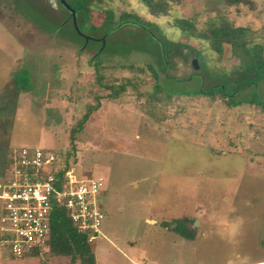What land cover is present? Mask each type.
Here are the masks:
<instances>
[{
	"label": "rangeland",
	"instance_id": "1",
	"mask_svg": "<svg viewBox=\"0 0 264 264\" xmlns=\"http://www.w3.org/2000/svg\"><path fill=\"white\" fill-rule=\"evenodd\" d=\"M58 1L53 9L55 0H0V101L17 70L27 71L30 86L15 98L12 111L6 107L0 114V195L10 171L3 162L7 151L36 147L55 155L56 168L66 164L76 176L102 179L103 220L90 245L95 264H264V108L228 107L218 100L210 105L207 97L193 95L249 62L243 50L227 43L215 52L200 37L209 29L222 23L245 28V49L260 44L264 56V0L238 6L175 0L158 18L139 0L101 4L115 19L135 13L171 42L191 48H172L167 61L157 43L127 23L85 33L103 39L87 41L78 17L66 22ZM176 22L192 28L182 32ZM148 31L163 43L154 28ZM96 73L102 85L94 82ZM104 83L115 87L106 90ZM155 85L160 100L147 113ZM108 92L113 97L103 98ZM257 96L264 102V77L231 98ZM191 174L195 220L186 228L185 220L146 224L145 200L159 178ZM44 263L69 259L25 254L14 260L0 242V264Z\"/></svg>",
	"mask_w": 264,
	"mask_h": 264
},
{
	"label": "trees",
	"instance_id": "2",
	"mask_svg": "<svg viewBox=\"0 0 264 264\" xmlns=\"http://www.w3.org/2000/svg\"><path fill=\"white\" fill-rule=\"evenodd\" d=\"M139 1L146 7L147 12L151 17L158 18L167 14L169 2H174L175 0ZM219 1L225 6L251 4L250 0ZM104 2L105 0H66V5L74 12V15L78 17V21L76 20L77 27L85 30H81V34L86 35L88 33L95 32L105 25L114 27L116 25L118 26L120 24L127 23L132 25L136 29L138 28L139 30L145 32L146 37L149 38V40L151 39L152 42L157 43V53L159 54L160 52L162 58L166 59L165 61H167V58L169 57V54L174 47H185L187 49H191L186 45L180 44L179 42H171L159 32V28L156 24L141 19L135 13L124 12L119 14L115 19L112 10L102 7L101 4ZM96 17L98 20L97 25H95L93 22V19ZM175 24L182 32H187L186 29L192 28L188 24L184 25L178 22H176ZM150 28H154L156 33L160 35V39L163 42L162 44H160L161 42L158 41L157 38H155L152 32L148 31V29ZM247 33L248 31L245 28H234L227 23H222L219 27H213L212 29H209L207 34H200V37L208 41L210 47L218 54L221 51V44L227 43L231 48L237 47L243 50V55L249 58V62L247 64L242 63L240 70L232 73V75H230L229 77H220V85L212 86L211 90L195 92L193 94L194 96L200 95L207 97L210 105H212L215 100H218L223 101L224 105H227L228 107H235L241 104H246L249 106L258 107L260 109L264 108V102L260 99L259 96L241 102H234V100L231 98V95L239 89H242L246 86L256 87L257 83L264 77V56L262 55L263 46H261L260 44H255L250 49H245L247 38L246 35H248ZM192 51L195 55L197 54L196 50L192 49ZM93 66L95 71L97 72L98 65L94 63ZM147 66L152 74L156 76L153 68L149 65ZM95 76H97V78L94 79V82L102 85V83H100V81L102 80L101 76H98V73H96ZM27 78L28 73L26 70H17L12 75L11 81L13 82V84L11 82V87L5 89L6 96H4L3 98L4 101H0V104L3 103L4 105L0 109V114L6 111V107H8V109L12 111L15 107V98H17V96L21 92H25L26 90H28V88H30L27 83L25 84ZM126 84L132 86L130 80H127ZM103 87L106 90H113L115 85H107L106 83H104ZM117 87V90L121 89L122 84L119 83ZM159 94V87L155 85L153 94L147 97V113H151V107L160 100ZM113 95L114 93L108 92V94H106L103 98H112ZM150 100L152 101V104H149ZM23 147L35 148L30 146H18L8 150L7 156H5V159L3 161L5 169L11 165V156L13 155L14 150H18ZM69 172L70 170L68 169L66 164H63V166L57 168L54 176L57 180H60L64 176V174ZM181 232L183 236H185L184 238H186L187 235L185 234L184 230H181ZM87 239L88 236L86 234L77 232L76 228L72 225L69 218L67 217L65 210L62 207H55L51 213V217L49 220V237L46 242V250L42 251L43 253L41 254L38 250H32V252H29L27 254L37 257L38 255L41 256L42 254H44V256L46 257L50 256L52 258L66 257L69 259V264H73L74 262H78L79 264H95V258ZM41 261L42 262L40 263L44 262L42 259Z\"/></svg>",
	"mask_w": 264,
	"mask_h": 264
},
{
	"label": "built area",
	"instance_id": "3",
	"mask_svg": "<svg viewBox=\"0 0 264 264\" xmlns=\"http://www.w3.org/2000/svg\"><path fill=\"white\" fill-rule=\"evenodd\" d=\"M1 189L0 242L20 260L32 250L45 251L49 220L62 207L77 232L93 244L103 220L99 204L102 179H81L69 172L57 180L55 155L39 148L14 150Z\"/></svg>",
	"mask_w": 264,
	"mask_h": 264
},
{
	"label": "crops",
	"instance_id": "4",
	"mask_svg": "<svg viewBox=\"0 0 264 264\" xmlns=\"http://www.w3.org/2000/svg\"><path fill=\"white\" fill-rule=\"evenodd\" d=\"M82 174V173H81ZM77 177L81 179H94L89 178L90 174H86ZM196 178L194 175H166L161 176L154 184V189L149 196V199L145 202L147 208L146 215L141 219L147 224L160 225L162 222L170 223L184 221V227L186 228L193 220H195V190H196ZM103 190H100L99 204H101V195L103 196ZM195 210V211H194ZM2 210L0 208V215ZM101 227V226H100ZM153 227V226H150ZM142 264V263H137Z\"/></svg>",
	"mask_w": 264,
	"mask_h": 264
},
{
	"label": "flooded vegetation",
	"instance_id": "5",
	"mask_svg": "<svg viewBox=\"0 0 264 264\" xmlns=\"http://www.w3.org/2000/svg\"><path fill=\"white\" fill-rule=\"evenodd\" d=\"M63 1H65L66 2V0H63ZM58 5H59V1L58 0H55V4H54V8L53 7H51V8H53V9H57L58 8ZM66 10V9H65ZM65 21L66 22H70V23H72V22H74L75 23V17H74V14H73V16L72 15H70V13L66 10V17H65ZM72 19H73V21H72ZM83 35V34H82ZM84 36V35H83ZM84 37H86V39H87V41L88 40H92V39H95L96 41L98 40V41H103V39L102 38H100V39H96V38H93V37H91V36H84Z\"/></svg>",
	"mask_w": 264,
	"mask_h": 264
},
{
	"label": "water",
	"instance_id": "6",
	"mask_svg": "<svg viewBox=\"0 0 264 264\" xmlns=\"http://www.w3.org/2000/svg\"><path fill=\"white\" fill-rule=\"evenodd\" d=\"M61 1V4H62V7L64 8V9H66L69 13H70V15H72L73 16V14H74V12L66 5V3H64V1L63 0H60ZM72 21H73V19H72ZM84 37V36H83ZM86 38V37H85ZM191 65H192V67L193 68H195L196 67V65H195V60H193L192 62H191Z\"/></svg>",
	"mask_w": 264,
	"mask_h": 264
}]
</instances>
